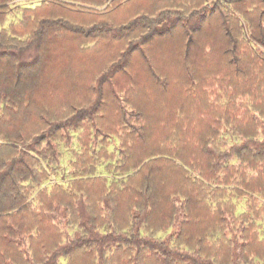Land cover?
I'll return each mask as SVG.
<instances>
[{
  "label": "rangeland",
  "instance_id": "obj_1",
  "mask_svg": "<svg viewBox=\"0 0 264 264\" xmlns=\"http://www.w3.org/2000/svg\"><path fill=\"white\" fill-rule=\"evenodd\" d=\"M24 1L27 4L22 3ZM150 1L152 0H146V4ZM164 1L153 0V3ZM201 1L203 4L196 11L197 13L201 9L199 17L203 14V7L214 8V11L218 8L214 4L216 0ZM205 1L207 5H204ZM29 2L31 0L14 2L13 13L8 17L5 26H8L12 20L19 19L23 6L32 5ZM75 2L76 6H84L102 13L113 10L120 0H108L105 4L96 5V7L86 6L88 4L83 3L82 0ZM140 2L144 4L145 0ZM224 3L226 4V1ZM229 4L230 12H226L225 15H228V23H230L224 30L218 26L220 20L217 13L214 19L212 18L213 25L206 26L200 32L202 34L199 39L196 38V42L188 48L185 42L175 44V33L169 34L172 40L165 43L161 39L157 44L160 50H157V47L153 49V52L150 50L151 57L147 58L157 70L154 74L156 79L167 85L168 81L173 83L175 77L182 78L184 69L188 70L191 79L192 77L196 79L195 76L198 74L200 77H207L211 71L221 70L222 63L227 58H231L229 52L221 51V48L226 47L225 50H230L234 48V43L236 45V54L232 57L235 64H232L233 68L238 69L233 72L230 68L232 73L224 76L226 79L222 81L227 97L222 93L223 98L220 101H211L212 107L217 108L219 117L225 109H230L232 114L230 124L221 122V134L218 136L221 141V151L226 154V168L230 167L229 165L232 168L230 182L226 184V188L223 183L219 185L220 188H217L215 182L205 181L203 178H206L209 172L205 173L204 169L196 166V163L206 164L210 162L207 160L212 159L202 148L197 147L196 141L208 133V122L216 120L210 116L212 109L209 103L206 101L205 105L200 100H196L193 107L187 104L181 106L188 111L189 117L195 118L193 123L182 122L186 129L183 142L191 148L184 159L189 166L195 165L188 171V181L196 179L204 180L206 185L212 183V188L208 185L209 187L204 189L209 193L205 195L203 202L211 198L212 205L220 204V208H212V206L210 209L204 208L196 197H191L198 190L184 181L180 170L174 168L171 163L164 165L163 162L161 164L157 162L164 160L159 158L158 154L163 152L167 143L169 144V139L174 134L172 131L181 129L180 123H177V120L175 122L174 119V115L181 109L179 107L182 104L179 99L180 92L174 93L171 97H165L158 90L152 89L153 85L156 88L159 86L155 84L152 75L148 74L144 65L138 62V55L131 57L128 61L127 59L119 61L116 58L107 61L91 51L84 53L73 48L72 44L61 43V41L65 42L63 38H60L61 41L58 43L68 47L72 45L69 47L71 52L52 53V56L46 57L39 63H36L33 58H25L24 63L19 66L18 73L21 77L15 81L17 88L23 90L25 94L23 106L18 107L12 117L9 115L11 106L0 110V145L26 148L28 151L32 150L30 152L36 159L40 158L37 160L41 169L40 179L46 182L30 195L31 198L39 197V192L47 186L51 189L52 184L64 185L65 189L78 193L83 190V178L87 177L91 180L99 179L98 189L93 185V193H90L93 195V201H104L103 185L109 186L115 179L124 180L128 176L138 174L143 167H147L150 170L149 178L166 193L157 200L156 208L150 214V222L154 230H162L161 234L171 243L174 254L178 252L183 254L178 264H264V260H259L264 253V173L252 169L249 165L252 163L264 165V154L259 159H255L257 154L251 149H245L246 153L241 159L237 156L238 154H235V151L240 150L238 148L241 144L248 142V147L258 148L262 147V144H251L252 141L264 140V97L260 94V90L264 88V46L261 43V40H264V4L252 13H247L238 4ZM18 6L20 8L17 9ZM148 6L151 7L145 10L143 5L140 6L145 14L154 16L160 12H155L153 5L148 4ZM191 10L189 11L187 7L182 9V12L172 10L173 18L195 14L191 17L192 20L184 18L185 21H190V27H193L197 16L196 13L191 14L193 12ZM110 21L118 23L112 19ZM234 22L240 23L236 25ZM226 31L234 36L232 42L228 36L226 39ZM195 59L196 64L193 69L190 64L187 65L186 61L191 63ZM117 60L118 64L111 68L112 79L109 78L114 85L102 86L100 83L103 80L99 78L102 71L100 68L103 69L108 64V67L103 70L107 71L110 64ZM251 61L254 62V66L250 63ZM127 64H129L127 70L138 76L135 78L136 83L140 84L149 80L151 86L135 89L128 87L129 75L118 71ZM194 70H196L195 74H193ZM247 73L249 74L246 75ZM210 78L208 77L205 82L210 83ZM97 81L99 86L95 83ZM110 87H116L117 90L113 91ZM126 89L132 91L128 92ZM204 89L207 93L211 92L209 87ZM217 89L216 87L215 91ZM116 97L117 101H114L113 98ZM212 97L214 99L215 95ZM255 122L258 124L256 125ZM6 123L11 125L7 126ZM14 133H18L20 137L14 138ZM134 134L140 135L142 139L135 141ZM144 134L148 136L145 137L147 139L143 138ZM5 135L10 138L5 139ZM208 136L209 134L206 135ZM175 143L179 146L176 139ZM209 148L212 151V147ZM5 155L10 156L11 152L6 151ZM168 157L177 160L175 156ZM54 159L57 162H54ZM177 162L182 166V163ZM95 165L98 167H94ZM131 167L132 169H129ZM216 172L219 173V170ZM220 174L222 175L221 171ZM240 174H243L241 176L255 186L239 191V187L244 186V181L242 185L240 184ZM123 187L127 188V184L119 187L122 188L123 200L121 210L116 211L114 216L118 218V223L120 222L119 229L129 233L132 228V217L140 203L131 206V202L128 201L129 196L123 191ZM136 187L139 188V185L136 184ZM113 188L117 187L113 186ZM183 189L190 196L187 203H184L185 199L180 196H177L174 202H170V197ZM217 189L219 191L226 189V191L219 193ZM230 191L236 198L234 201L236 205L232 206V210H229L228 206L224 215L222 204L225 197L227 202L233 201ZM139 196L136 192L134 199L140 200ZM108 198L112 199L111 196L106 197ZM30 200L32 199H29V202ZM112 204L114 205L113 202ZM80 206L77 198L69 203L71 211L68 219L58 215L59 219L70 220L74 224L73 227L62 225L64 230L70 227L72 236L80 221L72 216V208H80ZM176 206L179 208V213L178 217L173 218L172 208ZM186 210L190 219L183 222L181 215ZM258 213L263 218L256 221ZM244 214L248 215L247 219L243 218ZM114 228L116 226L111 225V229ZM219 228L222 232H216ZM116 247L118 246L114 245V248ZM124 247L127 246H122L123 249ZM92 254L91 257H87L91 262L97 257L96 254ZM111 256L114 255L110 252L106 254L107 258ZM49 259L51 260V256ZM81 259L80 255H77L74 257V262H80ZM168 261L169 264H173L171 259ZM60 262L65 263L64 260Z\"/></svg>",
  "mask_w": 264,
  "mask_h": 264
},
{
  "label": "trees",
  "instance_id": "obj_2",
  "mask_svg": "<svg viewBox=\"0 0 264 264\" xmlns=\"http://www.w3.org/2000/svg\"><path fill=\"white\" fill-rule=\"evenodd\" d=\"M15 1L0 0V110L11 106L12 109L9 110V115L12 117L15 110L23 106L25 94H23V90L17 88L15 81L21 77L20 73H18L20 71L19 66L24 63L26 57L33 58L36 63H39L46 57L52 56V53L61 52L65 54L71 52L69 47L72 45L73 48L81 52L89 53L91 51L96 53V55L102 56L107 61L114 58L119 61L124 59L128 61L131 57L138 55V62L144 65L148 74L152 75V79L159 87L151 86L149 80L140 84L136 83L137 80L135 78L138 76L127 70L129 66L127 64L118 71L129 75L130 83H128V87L135 89L136 87H147L150 85L152 89L158 90L165 97H171L174 93L180 92L179 96L181 98L179 99H181L182 103L179 106L180 108L186 104L193 107L196 104V100H200L205 105L206 101L209 103L212 109L210 116L216 120H208L209 131L206 135L209 134V136L206 137L204 135L196 141L198 143L197 147L202 148L212 159L207 160L210 162L206 164L196 163L197 161L193 162L197 164V168L204 169L205 173L209 172V175L203 179L208 182H215L217 188H220L219 185L221 186V183L225 187L230 182L232 168L231 165L226 168V154L221 151V141L218 136L221 134V122H229L230 124L232 114L230 109H225L219 117L217 108L212 107L211 101H220L224 95L227 97L222 81L226 79L224 76L230 75L232 71L234 72L235 69H238L236 67L233 68L235 63H233L232 57L236 54L235 43L234 48L232 47L230 50H225L226 47L221 48V51H228L229 56H231V58L223 60L221 70L211 71L207 77H200L198 74L195 76L196 79L194 77L191 79L188 70L184 69L182 78L174 76L175 81L173 83L168 81V86L156 79L154 74L157 73V70L153 68L152 63L147 58L151 57L150 50L153 52L155 47L160 50L157 44L161 39L165 43H169L172 40L168 36L169 34L174 35L175 33V44L185 42L188 48L196 42V38L199 39L202 34L200 32L206 26L210 27L213 25L211 23L217 13L220 20L218 26L224 30L230 23H228V15H225L226 12H230L229 3L238 4L247 13H252L253 10L261 8L264 0H224L226 4L223 0H216L214 4L218 7L217 10L214 11V8L203 7V14L200 17L199 11L201 9L197 13L196 11L203 4L201 0H165L159 3H153L152 0L148 4L155 7V12L160 11L154 16L145 14V11L143 12V8L145 10L151 7L146 4V0L144 4L140 2L141 0H120L113 7V10L102 13H98L95 9L90 10L84 6H76L77 3L75 1L77 0H38L40 2L31 0L29 2L32 4L31 6H23L24 9L20 18L12 20L8 26H5L8 17L13 13L12 5ZM106 1L108 0H82L89 7L100 6L105 4ZM22 3L27 4L26 1ZM141 5H143V8L140 7ZM204 5H207L206 1ZM185 7L189 11L192 9L191 11L193 12L191 14L196 13L197 19L193 27H190V21H185L184 18L192 20L191 17L195 16V14L173 18L174 13L172 10L182 12ZM133 14L134 16L131 17ZM110 19L118 23H111ZM234 23L237 25L240 22ZM226 34V39L229 37L232 42L234 36L228 34L227 31ZM60 38L65 39V42L59 40ZM58 41L72 45L68 47L58 43ZM261 43L264 46V40H261ZM57 45L61 46V48ZM118 60L112 62L107 71L103 70L108 67V64L103 69L100 68L102 71H100L101 75L99 78L103 80L100 83L102 86L114 85L109 78H111L110 72L113 71L111 68L118 64ZM186 63L187 65L190 64V67L194 69L196 59L191 63L187 61ZM250 63L254 66L253 61ZM195 73L196 70H194L193 74ZM208 77H211L210 83L205 82ZM99 81L95 82L97 86H99ZM206 87L211 88V92H205L207 91L204 89ZM216 87L218 89L215 91ZM24 89H26L25 86ZM110 89L113 91L117 90L116 87H110ZM126 90L128 92L132 91L131 89ZM260 94L264 97V88L260 90ZM214 95L213 99L212 96ZM113 100L117 101V97L113 98ZM129 104H131V101H129ZM187 112L181 108L174 115L175 122L177 120V123H180L181 129L172 131L174 134L169 139V144L167 143L163 152L158 154L159 158H164V160L157 162L160 164L163 162L164 165L171 163L174 168L180 170L182 178L185 179L184 181H187L190 186H195L196 190H198L191 197H196L204 208L210 209L211 206L212 208H220V204L212 205L211 198L207 202H203L205 195L209 193L204 191V189L209 186L212 188V183H208V186L204 183V180L191 179L190 182L188 181V171L195 165L191 164L189 166L184 159L191 148H188L183 142L186 129L183 127L182 122L193 123L195 118L193 116L189 117ZM6 125L10 126L11 123H6ZM14 134V138L20 137L18 133ZM260 134L259 132V136ZM145 137L148 136L144 134L143 138L147 139ZM9 138L10 136L5 135V139ZM133 138L135 141L142 139L137 134H134ZM175 139L179 146L176 145ZM253 143L262 144V147L250 148L248 147V142L241 144L238 148L240 150L235 151L239 159L246 153L245 149H251V151L259 155H256L255 159L261 158L260 156L264 154V140H255L251 144ZM209 147H212V151ZM6 151H10L11 155L6 156ZM30 151L32 150L28 151L26 148L20 149L15 146L0 145V264H50V262L51 264H169L168 259H171L173 264H178L181 260L183 254L181 252L174 254L171 243L163 238L162 230H154L152 228L150 214L156 208L159 197L161 195L165 196L166 193L159 189V186L149 178L148 173L150 170L147 167H143L138 174L128 176L124 180H112L109 186L102 184L104 186L102 190L104 201H93V195L90 193H93V185L98 189L97 183L99 179L91 180L87 177L83 178V190L78 193H72L70 189H65L64 185L52 184L51 189L50 186L45 187L44 190L39 192V197L33 199V196L31 198L30 195L36 189L41 188L46 181L40 179L41 169L37 161L40 158L36 159ZM171 155L175 156L177 160L175 161L174 158L168 157ZM55 159L54 162H57ZM139 159L144 160V158ZM177 161L182 163V166ZM249 165L252 169H257L260 173H264V165H255L253 163ZM94 167H98V165ZM129 169H132V167ZM218 170L219 173L216 172ZM243 181L244 186H241L242 188L239 187V191L255 186L241 176V185ZM124 184H127V188L123 187V191L127 192L129 196V199H127L131 202V206L140 203L132 217V228L129 233L124 232V229H119L120 222L118 223V218L114 216L116 211L121 210L123 193L121 192L122 188L119 187ZM136 184L139 185V188L136 187ZM113 186L117 188L115 189ZM217 190L219 193L226 191V189L223 191ZM235 190H237L236 187ZM136 192L140 195V200L137 201L134 199ZM200 193H202L201 196ZM108 196H111L112 199H106ZM177 196L184 198V203H187L186 201L190 197L186 194V190L183 189L175 196L172 195L170 202H174ZM230 196L233 201L229 200L228 202L224 196L225 200L222 204L224 215L226 214L225 211L228 210V206L229 210H232V206L236 205L234 202L236 198L231 195V191ZM77 198L81 206L80 208H72V216L80 221L74 236H72L70 227H73L74 224L70 220L59 219L58 215L68 219L71 211L69 210V203ZM29 199H32L30 200L31 202H29ZM208 206L209 208H207ZM178 213L179 208L177 206L173 207V218L178 217ZM181 216L183 222L190 219L187 210L183 211ZM128 218L130 219V216ZM243 218L247 219L248 215L244 214ZM262 218L261 214L258 213L256 221ZM191 220L193 221V219ZM128 222L130 223V221ZM113 224L116 228L111 229ZM62 225L63 227L65 225L70 227L64 230ZM216 232H222V229L219 228ZM114 245L118 247L114 248ZM122 246L127 247L123 249ZM108 252L114 256L107 258L106 254ZM92 253L96 254L97 257L91 262L87 257H91ZM77 255L82 258L80 262H74V257ZM49 256H51V260ZM60 260H64L65 263H61ZM259 260H264V253Z\"/></svg>",
  "mask_w": 264,
  "mask_h": 264
},
{
  "label": "crops",
  "instance_id": "obj_3",
  "mask_svg": "<svg viewBox=\"0 0 264 264\" xmlns=\"http://www.w3.org/2000/svg\"><path fill=\"white\" fill-rule=\"evenodd\" d=\"M16 1H17V0H16ZM16 1H15V2H16Z\"/></svg>",
  "mask_w": 264,
  "mask_h": 264
}]
</instances>
